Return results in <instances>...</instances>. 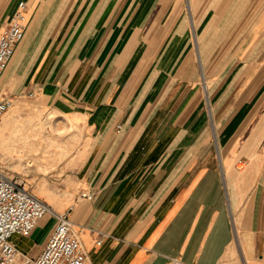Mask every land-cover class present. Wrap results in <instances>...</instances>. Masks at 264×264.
Here are the masks:
<instances>
[{
	"label": "crops",
	"instance_id": "crops-1",
	"mask_svg": "<svg viewBox=\"0 0 264 264\" xmlns=\"http://www.w3.org/2000/svg\"><path fill=\"white\" fill-rule=\"evenodd\" d=\"M17 10L0 92L28 98L0 122V169H37L55 114L56 185L26 188L73 219L85 264H264V0H0V36Z\"/></svg>",
	"mask_w": 264,
	"mask_h": 264
},
{
	"label": "built area",
	"instance_id": "built-area-1",
	"mask_svg": "<svg viewBox=\"0 0 264 264\" xmlns=\"http://www.w3.org/2000/svg\"><path fill=\"white\" fill-rule=\"evenodd\" d=\"M26 23L25 12L17 10L1 34L0 75L14 55L15 44L23 39ZM13 105L14 100L0 92V122ZM83 196L91 199L93 194ZM49 211H52L49 206L23 182L0 169V264H85L87 256L80 230L67 212L52 211L57 223L38 256H31L14 244V234L29 235Z\"/></svg>",
	"mask_w": 264,
	"mask_h": 264
},
{
	"label": "rangeland",
	"instance_id": "rangeland-1",
	"mask_svg": "<svg viewBox=\"0 0 264 264\" xmlns=\"http://www.w3.org/2000/svg\"><path fill=\"white\" fill-rule=\"evenodd\" d=\"M21 76L22 74L19 72H16L15 76H14V81H13V85L16 84V86L19 85L20 80H21ZM9 85V84H8ZM11 88V87H10ZM17 88V87H16ZM8 90V88L6 89ZM26 98H28L27 95L23 96V97H18L16 99H14V106L19 103L22 100H25ZM24 104H20V106H25L28 105V103L23 102ZM26 103V104H25ZM21 106V107H22ZM13 107V106H12ZM14 109H11L4 118H7L11 115V112ZM26 112V111H23ZM41 121L39 122L40 127L42 128V131L45 129V131L43 132V134L47 135L46 137L43 136V143L45 144L44 146H41L40 143H36L37 147H35V149H33L32 152L29 153V156H26L25 160H24V165L26 166V170L29 169H34L37 168L35 170H30L29 175H26V179L27 177L30 178V180H26L23 179V177L17 175V161L22 160V155H12L11 156V160L9 163V176L10 177H14L15 180L17 181H22L24 185H26V187H29L32 191H34L33 189H35V187L37 188L38 186H36L38 184V182H40L39 180L43 177V180H45V182L47 183H54V171L48 174H42V171L44 170L45 173L49 172L52 167H53V162H54V158L56 156V153L54 152V146H55V139H56V126H55V122H56V117L55 114L47 112V113H43L41 112ZM55 120V122H54ZM47 129V130H46ZM31 155V156H30ZM243 165H240V167H242ZM41 168V170H39ZM43 169V170H42ZM35 177L36 182L34 184L31 183L32 180H34L33 178ZM30 181V182H29ZM50 185V184H48ZM53 185H56L55 183ZM51 185V186H53ZM58 186V185H57ZM54 187V186H53Z\"/></svg>",
	"mask_w": 264,
	"mask_h": 264
},
{
	"label": "bare ground",
	"instance_id": "bare-ground-1",
	"mask_svg": "<svg viewBox=\"0 0 264 264\" xmlns=\"http://www.w3.org/2000/svg\"><path fill=\"white\" fill-rule=\"evenodd\" d=\"M11 59H12V58H11ZM10 61H11V60H10ZM9 63H10V62H9ZM8 65H9V64H8ZM6 69H7V68H6ZM6 69H5V70H6ZM5 70H4V71H5ZM4 71H3V72H4ZM3 72H2V73H3ZM0 76H1V75H0Z\"/></svg>",
	"mask_w": 264,
	"mask_h": 264
}]
</instances>
